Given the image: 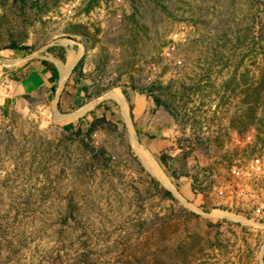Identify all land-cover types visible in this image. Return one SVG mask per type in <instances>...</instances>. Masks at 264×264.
<instances>
[{"label": "rangeland", "instance_id": "rangeland-1", "mask_svg": "<svg viewBox=\"0 0 264 264\" xmlns=\"http://www.w3.org/2000/svg\"><path fill=\"white\" fill-rule=\"evenodd\" d=\"M13 51L52 87L10 94ZM0 66V264H264V0H0Z\"/></svg>", "mask_w": 264, "mask_h": 264}, {"label": "crops", "instance_id": "crops-1", "mask_svg": "<svg viewBox=\"0 0 264 264\" xmlns=\"http://www.w3.org/2000/svg\"><path fill=\"white\" fill-rule=\"evenodd\" d=\"M7 61L15 78L8 80L10 94H32L35 91L48 90L50 85L51 70L44 60L32 61L24 55L12 52ZM19 78V79H18ZM67 91L74 90V96L80 94L77 79L67 83ZM68 94H63L62 100L70 105L69 100H75ZM134 129L139 135L142 145L152 155L159 156L162 153L172 151V144L177 133V123L174 116L166 108L157 106L154 102H145L139 99L133 109Z\"/></svg>", "mask_w": 264, "mask_h": 264}, {"label": "built area", "instance_id": "built-area-1", "mask_svg": "<svg viewBox=\"0 0 264 264\" xmlns=\"http://www.w3.org/2000/svg\"><path fill=\"white\" fill-rule=\"evenodd\" d=\"M0 67L3 70L4 66H0ZM3 75H4V73L2 72V74H0V76L2 77ZM2 79L4 80L5 78L2 77ZM255 163L257 164L256 165L257 172H260L261 174L264 175V159H257ZM238 174H240V172H238ZM218 192H219L220 196H223L226 194V191L223 190L222 188L221 189L219 188ZM252 215L255 217V219L257 217L259 218V219H257L259 223L261 221H264V202L260 203V205L257 206L256 210L253 211Z\"/></svg>", "mask_w": 264, "mask_h": 264}, {"label": "bare ground", "instance_id": "bare-ground-1", "mask_svg": "<svg viewBox=\"0 0 264 264\" xmlns=\"http://www.w3.org/2000/svg\"><path fill=\"white\" fill-rule=\"evenodd\" d=\"M74 60H72L71 62H70V64H69V66L67 67V68H64V69H62V72L64 73V79L68 76V74L70 73V71L72 70V68H73V65H74ZM118 99H121L122 100V98H120V97H118ZM145 162H146V164L156 173V174H158V166H157V164H156V162L155 161H153L152 159H148V158H145ZM147 166V167H148ZM148 167V168H149ZM150 168H149V170H150ZM151 171V170H150ZM152 172V171H151Z\"/></svg>", "mask_w": 264, "mask_h": 264}]
</instances>
